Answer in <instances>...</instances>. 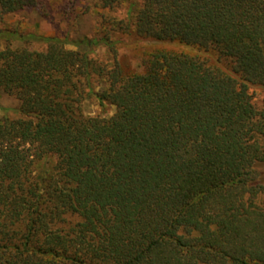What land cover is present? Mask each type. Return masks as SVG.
I'll return each mask as SVG.
<instances>
[{"label":"trees","instance_id":"16d2710c","mask_svg":"<svg viewBox=\"0 0 264 264\" xmlns=\"http://www.w3.org/2000/svg\"><path fill=\"white\" fill-rule=\"evenodd\" d=\"M39 1L0 0V23ZM128 16L74 41L0 29V90L19 102L0 117V264H264V0ZM128 31L176 48L129 69L111 38ZM28 39L46 46L13 45Z\"/></svg>","mask_w":264,"mask_h":264},{"label":"rangeland","instance_id":"374dc122","mask_svg":"<svg viewBox=\"0 0 264 264\" xmlns=\"http://www.w3.org/2000/svg\"><path fill=\"white\" fill-rule=\"evenodd\" d=\"M132 1L121 0L113 8L102 7L95 0H40L34 7L25 8L4 16L0 29L15 30L22 36L35 34L43 37H60L69 41L80 40L84 37L92 38L101 33L100 23L104 19L128 20V9ZM112 39L118 40L116 45L118 57L129 69H142V60L146 53L156 48H171L176 44L138 39L132 31L112 34ZM13 45H26L32 50H42L45 44L41 41H13ZM180 46V45H177ZM67 47L74 48L68 44ZM181 48V47H179ZM81 49H85L81 46ZM94 55L99 59H106V50L103 47L95 49ZM254 101L258 106H264V89L251 86ZM18 100L0 90V117L19 115ZM84 112L88 115L112 114L113 107L98 106L93 99L84 103ZM263 168V167H262Z\"/></svg>","mask_w":264,"mask_h":264}]
</instances>
